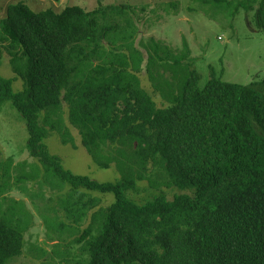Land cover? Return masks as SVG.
I'll return each instance as SVG.
<instances>
[{
    "label": "trees",
    "instance_id": "16d2710c",
    "mask_svg": "<svg viewBox=\"0 0 264 264\" xmlns=\"http://www.w3.org/2000/svg\"><path fill=\"white\" fill-rule=\"evenodd\" d=\"M201 1L234 16L252 12L264 30V0ZM136 8L111 3L36 11L18 1L0 18V52L6 50L15 72L13 78L0 75V103L11 101L21 112L30 155L78 197L67 207L69 217L77 224L91 218L77 239L85 241L79 264H264V77L241 84L214 75L201 88V74L192 69L177 93L179 64L190 49L185 42L177 53L150 37L141 41L145 57L136 46ZM171 61L174 80L157 85ZM143 68L156 92L172 97L170 105L158 106L142 86ZM18 78L24 88L14 91ZM65 103L82 144L100 167L116 162L119 180L75 174L50 152L47 126L62 125ZM67 131L65 143L73 141ZM6 163H0V264L23 253L33 216L23 199L7 193L40 177L34 168L13 183L12 157ZM150 163L160 165L170 185L192 193L171 200L160 193L144 203L129 198ZM80 188L111 192L115 200L94 210L98 198L83 200Z\"/></svg>",
    "mask_w": 264,
    "mask_h": 264
},
{
    "label": "rangeland",
    "instance_id": "374dc122",
    "mask_svg": "<svg viewBox=\"0 0 264 264\" xmlns=\"http://www.w3.org/2000/svg\"><path fill=\"white\" fill-rule=\"evenodd\" d=\"M18 1L26 2L36 11L52 7L58 12L68 5H80L87 10L100 4L135 5L137 8L132 14L139 26L136 46L142 49L145 57L147 52L141 41L146 42L150 37L168 44L177 53L185 48V42L190 49L189 58L179 64L182 66V77L176 80L174 91L177 93L180 92L182 80L188 77L192 69L201 74V88L214 75L241 84L264 77V30L257 27L252 12L241 11L234 16L225 7L201 0H0V18L6 16L10 3ZM169 2H177L178 8L167 7ZM144 5L147 8L143 11ZM0 58V75L6 78L15 77L10 56L5 49L0 52ZM172 64L173 61L166 62V67H170L162 68L161 72L164 74L157 85H165L166 81L174 80ZM152 68L154 75L159 73L157 64ZM138 75L142 86L152 94L158 106L171 104L172 97H162L156 92V85L145 68ZM23 88L24 81L21 78L14 80V91ZM61 124L55 128L47 126L49 134L45 141L50 152L61 158L66 169L99 181L115 182L121 178L123 171L116 162L107 168L100 167L82 144L79 129L69 119L67 103L63 105ZM66 131L73 138L69 143L63 141ZM28 137L26 121L21 112L11 101L0 103V163L8 162L12 157L13 183L20 174L31 173L34 168L40 173L38 180L24 183L25 190L15 186L7 193L16 199H23L33 215L25 234L23 253L15 257L11 264H79L84 257L85 241L79 242L77 239L89 226L91 218L88 216L77 224L69 217L67 207L78 197L68 183H64L60 177L48 175L45 165L30 155L26 147ZM25 162L27 164L22 166ZM146 176L145 180L139 181L136 190L127 193L129 198L144 203L160 193H164L170 200L178 194L192 193L191 190H181L170 185L169 178L160 165L150 163ZM79 190L85 192L83 200H88L89 197L98 198L99 202L94 210L115 200L111 192L101 193L84 188ZM5 208L6 203L2 209ZM69 226H72L71 230Z\"/></svg>",
    "mask_w": 264,
    "mask_h": 264
}]
</instances>
